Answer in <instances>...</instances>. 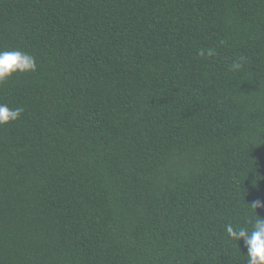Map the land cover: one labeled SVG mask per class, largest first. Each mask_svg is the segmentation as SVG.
Wrapping results in <instances>:
<instances>
[{
  "label": "trees",
  "instance_id": "16d2710c",
  "mask_svg": "<svg viewBox=\"0 0 264 264\" xmlns=\"http://www.w3.org/2000/svg\"><path fill=\"white\" fill-rule=\"evenodd\" d=\"M13 50L37 71L0 82V264H246L264 0H0Z\"/></svg>",
  "mask_w": 264,
  "mask_h": 264
},
{
  "label": "clouds",
  "instance_id": "9594fccd",
  "mask_svg": "<svg viewBox=\"0 0 264 264\" xmlns=\"http://www.w3.org/2000/svg\"><path fill=\"white\" fill-rule=\"evenodd\" d=\"M198 54L205 55L201 49ZM214 50L207 51L208 56H212ZM239 63L234 64L233 68L240 69ZM37 71V61L33 55L21 50L0 51V82L11 77L15 73H31ZM23 108H10L7 104L0 103V125H5L16 121L22 114ZM259 179H264L259 177ZM253 215L246 217L243 224L233 225L229 223L225 226L227 237L234 242L239 249L238 242H243L246 252L243 256L247 257L246 264H264V218L257 215L255 209L264 207L260 202L250 204ZM250 226V227H249Z\"/></svg>",
  "mask_w": 264,
  "mask_h": 264
}]
</instances>
